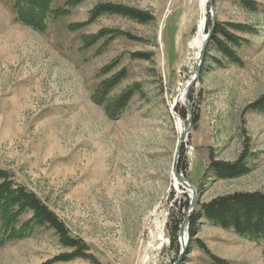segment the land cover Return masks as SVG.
<instances>
[{"label":"rangeland","instance_id":"1","mask_svg":"<svg viewBox=\"0 0 264 264\" xmlns=\"http://www.w3.org/2000/svg\"><path fill=\"white\" fill-rule=\"evenodd\" d=\"M14 1L0 0V169L42 199L85 247L71 260L52 262L74 249L50 227H37L2 246L0 264H264L262 243L200 215L190 219L216 199L264 194V113L254 109L264 97V0H251L256 12L240 0H212L213 39L181 102L178 88L196 66L188 49L198 19L194 3L83 0L41 33L17 21ZM96 6L133 9L149 21L113 13L90 20ZM205 22L203 35L211 28L209 9ZM73 25L77 31L68 29ZM219 25L241 46L217 32ZM94 35L92 45L84 44ZM116 75L121 79L108 98L136 91L109 118L91 95ZM180 126L189 131L177 167L197 201L183 245L191 198L170 180ZM210 160L231 172L243 162L247 171L221 179ZM28 219L24 213L19 222Z\"/></svg>","mask_w":264,"mask_h":264},{"label":"trees","instance_id":"2","mask_svg":"<svg viewBox=\"0 0 264 264\" xmlns=\"http://www.w3.org/2000/svg\"><path fill=\"white\" fill-rule=\"evenodd\" d=\"M3 1V0H2ZM55 0H15L12 4V9L15 18L23 25L37 31L45 32L47 21L57 20L62 17H67L70 10L81 4L83 0H68L65 1L62 7H54L51 5ZM241 3L250 11L256 12V3L251 0H240ZM104 13H113L124 15L134 21L145 23L149 21L148 16L144 13L133 11V9L123 7L96 6L90 14V20L96 19ZM209 21V20H208ZM207 27H209V22ZM77 25L69 26L68 29L77 31ZM222 33L227 41L234 47H240L239 38L232 37L221 30L220 25L217 32ZM99 36L95 35L84 38V44L92 45ZM213 37H211V40ZM82 40V39H81ZM217 41V40H215ZM222 50V52H221ZM220 53H223L228 60L235 62L236 56L233 52L226 51L221 48ZM232 51V50H231ZM120 75L110 77L101 85L92 91L91 100L97 104L104 105V112L112 118L120 111L135 93L133 87H128L112 98H108L107 94L113 89L121 78ZM99 88L101 96H96V91ZM260 102L255 111L264 113V97H261ZM184 113H181V115ZM183 116V115H182ZM239 171H233L234 168L219 165L217 162H211L208 166L218 178H226L236 176L242 173L247 168L243 162H239ZM28 214L29 219L20 223L22 214ZM201 216L208 221L213 222L220 228L233 230L239 236H243L252 242L262 243L264 245V194L254 193H237L225 198H219L215 201L202 205L200 211L192 216L191 221L196 216ZM37 227H50L61 239L64 246L74 249L73 254H62L51 261H68L81 253L85 247L82 241L77 237L69 235L64 224L60 222L58 217L50 211L46 204L34 192L27 190L24 186H17L8 177L5 171L0 169V248L6 245L9 241L23 239L30 236ZM192 229V227H191ZM190 236H193L192 230L188 231ZM78 253V254H77ZM81 255V254H80ZM264 255V247H263ZM215 264H226L219 260H213ZM51 262V263H52Z\"/></svg>","mask_w":264,"mask_h":264},{"label":"bare ground","instance_id":"3","mask_svg":"<svg viewBox=\"0 0 264 264\" xmlns=\"http://www.w3.org/2000/svg\"><path fill=\"white\" fill-rule=\"evenodd\" d=\"M189 1L192 4L193 3L195 4V6L197 8L196 9L197 10V14H198V19H197V22H196V32H195V35H193L194 37L190 41L189 48H188V49H190L192 51V55H193V61H191V62H194V64H196L195 61H197V56H198V53H199V50H200L199 48H201V44H202V42L204 40V35H203L204 31H205V22L204 21L206 20V16H207V13H208V9L207 8H209V0H189ZM189 82L190 81L186 82L184 85H181V87L178 88L179 91H178V94H177V100L176 101H179V102L183 101V99H184L183 97L187 93V88L189 86ZM180 128H181L180 129V133L182 134L186 128H184V127L182 128V126H180ZM170 180H172V187L174 188L175 191H177V193H181V192L184 191V193H186L188 195V197L191 198V196H192L191 192L192 191L190 189L186 188L183 185V183H181L178 180H176V177L173 174H172V178ZM154 229H155V231H158L159 227L155 226ZM157 239L160 240V241L163 240L161 235H158ZM186 239H187V237H186V235L184 233L183 239L181 238L182 245L186 242ZM152 240H154V239H152ZM179 240H180V238H179ZM157 249L158 248L156 247L154 250H157ZM148 250H150V249H148ZM150 253H151V251H150Z\"/></svg>","mask_w":264,"mask_h":264},{"label":"water","instance_id":"4","mask_svg":"<svg viewBox=\"0 0 264 264\" xmlns=\"http://www.w3.org/2000/svg\"><path fill=\"white\" fill-rule=\"evenodd\" d=\"M209 14H210V22H211V28L207 31V33L204 35V40L201 44V48H199V53H198V56H197V61H196V66H195V69H194V72H193V76L192 78L189 80V86L187 88V93L189 92V90L191 89L190 87L194 86L195 82H196V79L198 77V74L200 72V68H201V65H202V60L204 58V54H205V47H207V44L209 42V39L211 37V34L213 32V26H214V21H215V17H214V9H213V5H212V0H209ZM205 22V21H204ZM206 23V22H205ZM187 93L185 95V101L187 100ZM188 111V110H187ZM186 129L184 130V132L181 134V136L178 138V142H177V145H176V150H175V153L174 154V158H173V164H172V174L176 177V180H178L179 182L183 183V185L190 189L192 192V196H191V200H190V203H189V210H188V214L183 222V225H182V229L180 231V236L181 238H183V235L184 233L182 232L183 231V227L185 226V224L187 223V218H189L190 214H192L194 211H195V205L197 204V201H196V193L194 192V188L187 182V180H185V178L183 177V175L179 174V171H178V157H179V152H180V149H181V146L185 143V139L187 138V135H188V131L189 129L187 127H185Z\"/></svg>","mask_w":264,"mask_h":264}]
</instances>
